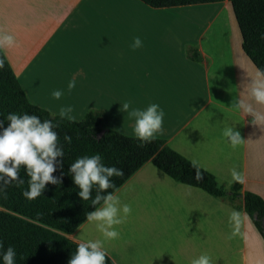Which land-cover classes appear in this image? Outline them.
Returning <instances> with one entry per match:
<instances>
[{"label":"crops","instance_id":"crops-1","mask_svg":"<svg viewBox=\"0 0 264 264\" xmlns=\"http://www.w3.org/2000/svg\"><path fill=\"white\" fill-rule=\"evenodd\" d=\"M211 4L219 8L210 20L226 10L232 51L198 49L189 32L180 37L189 24L179 14ZM0 33L15 37L0 50L31 104L56 115L71 105L64 117L74 121L91 111L100 125L136 137L134 118L119 111V103H158L165 115L154 138L211 173L222 190L264 199V124L230 107L235 99L250 101L244 93L256 68L241 50L227 0L162 8L139 0H0ZM136 36L142 46L132 49ZM70 79L76 85L69 91ZM54 89L64 91L59 100L51 96ZM225 123L239 131L241 143L226 142ZM232 168L243 174L242 183L229 184ZM114 194L132 209L116 226L120 236L105 241L114 264H190L202 253L213 264H264V241L242 209L174 181L151 162ZM231 209L241 213L238 226L229 219ZM80 233L102 238L87 220L66 237L78 243Z\"/></svg>","mask_w":264,"mask_h":264},{"label":"trees","instance_id":"trees-1","mask_svg":"<svg viewBox=\"0 0 264 264\" xmlns=\"http://www.w3.org/2000/svg\"><path fill=\"white\" fill-rule=\"evenodd\" d=\"M152 8L189 6L222 2L224 0H139ZM240 34V47L255 68L264 67V0H227ZM4 66L0 68V119L9 112L35 113L41 119L58 123V139L63 145L64 156L58 157L57 184L46 183L41 196L34 199L23 195L29 177L23 168L20 176L24 183L0 180V243L12 245L17 253L16 264H67L75 251L76 242L66 237L85 220L86 213L95 207L91 199L81 200L78 188L72 182L70 164L79 156L100 153L103 162L123 169L124 175L112 177L116 191L145 162H151L168 177L182 184L203 190L216 199L226 200L242 209L264 241V199L254 192L225 191L218 187L215 177L196 166L166 145L160 138L141 141L100 125L92 112L84 121H74L31 104L0 50ZM102 135L98 137V134ZM71 137L65 141L64 136ZM197 173L201 178L196 179ZM63 174V175H62ZM99 207V205H96ZM2 251V249H0ZM105 264H114L107 256Z\"/></svg>","mask_w":264,"mask_h":264},{"label":"clouds","instance_id":"clouds-1","mask_svg":"<svg viewBox=\"0 0 264 264\" xmlns=\"http://www.w3.org/2000/svg\"><path fill=\"white\" fill-rule=\"evenodd\" d=\"M16 43L12 34L0 33V46H12ZM142 46L139 36L133 38L130 47L136 49ZM4 66L3 59H0V68ZM76 85V81L70 79L67 89L70 91ZM64 94L62 89H54L51 96L59 100ZM246 99H235L231 108L244 114L251 115L256 121L264 124V111L256 106H264V67L255 70V78L246 83ZM120 104L119 111L127 112L134 118L133 133L141 141H148L155 134L161 132L164 118V110L158 103H149L144 108H137L131 105V101L125 100ZM72 112V106L62 105L59 108L61 117ZM71 118V117H69ZM5 120L0 119V180L5 184L16 181L24 183L20 176V169L23 168L29 177L28 188L23 195L28 198L41 196L46 183L57 184V177L52 173L59 164L58 157L64 156L63 145L58 139L56 128L58 123L52 119H41L35 113L27 111L22 113L9 112ZM223 136L229 144L235 146L242 142L239 131L234 125L225 123L222 127ZM71 137L65 135L64 140ZM72 182L78 188L77 195L81 200H89L92 189L95 186V196L91 199V204L95 207L86 213V220L91 222L102 238H89L83 233L76 235L78 239L75 251L71 254L67 264H105L108 250L105 241L115 240L120 236L116 226L121 225L131 213V205L121 201L120 196L114 192L105 191L115 189L116 185L112 177L124 175L123 169L116 165H108L103 162L100 153L92 155H82L77 157L70 164ZM63 175V174H62ZM232 182H243L244 176L236 168L230 169ZM199 173L196 179H200ZM99 205V207H96ZM229 219L235 226L241 222V213L236 209H231ZM0 264H16L17 255L14 247L8 245L6 248L0 243ZM190 264H213L211 257L202 253L193 258Z\"/></svg>","mask_w":264,"mask_h":264},{"label":"rangeland","instance_id":"rangeland-1","mask_svg":"<svg viewBox=\"0 0 264 264\" xmlns=\"http://www.w3.org/2000/svg\"><path fill=\"white\" fill-rule=\"evenodd\" d=\"M218 8L219 6L211 4L209 7H206L203 10H195V12L179 14V20L187 21L189 24V27L182 26L180 28V37H184V35H187L189 32L188 35H194L197 37L198 45L196 48L198 49L199 47H202L205 51H232V39L230 36L231 30L228 29L227 21L224 16V11L226 10H223V12L222 10L220 11L221 16L218 19L210 20L213 18L211 13L216 11ZM193 15H195V17L198 19L196 25L192 24L191 22L192 18L194 17ZM203 30L205 31L204 34ZM97 116V114L94 115L95 120Z\"/></svg>","mask_w":264,"mask_h":264},{"label":"water","instance_id":"water-1","mask_svg":"<svg viewBox=\"0 0 264 264\" xmlns=\"http://www.w3.org/2000/svg\"><path fill=\"white\" fill-rule=\"evenodd\" d=\"M101 135H102V132H100V133L98 134V137L101 136Z\"/></svg>","mask_w":264,"mask_h":264},{"label":"bare ground","instance_id":"bare-ground-1","mask_svg":"<svg viewBox=\"0 0 264 264\" xmlns=\"http://www.w3.org/2000/svg\"><path fill=\"white\" fill-rule=\"evenodd\" d=\"M231 47V46H230Z\"/></svg>","mask_w":264,"mask_h":264}]
</instances>
